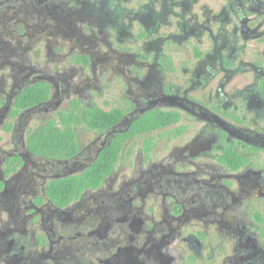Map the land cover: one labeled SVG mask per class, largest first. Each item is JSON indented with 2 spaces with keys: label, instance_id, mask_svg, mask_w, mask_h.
<instances>
[{
  "label": "flooded vegetation",
  "instance_id": "flooded-vegetation-1",
  "mask_svg": "<svg viewBox=\"0 0 264 264\" xmlns=\"http://www.w3.org/2000/svg\"><path fill=\"white\" fill-rule=\"evenodd\" d=\"M0 264H264V0H0Z\"/></svg>",
  "mask_w": 264,
  "mask_h": 264
},
{
  "label": "trees",
  "instance_id": "trees-1",
  "mask_svg": "<svg viewBox=\"0 0 264 264\" xmlns=\"http://www.w3.org/2000/svg\"><path fill=\"white\" fill-rule=\"evenodd\" d=\"M74 113V112H73ZM72 115L77 116V122L89 121L88 112L84 113H64L61 121L66 124L65 128L57 127L53 122L39 127L31 136V144L34 148L51 153L55 156H69L73 154L76 147L75 132L71 126ZM176 119L163 111H152L140 120V128L136 132H144L152 128L166 126ZM116 160V152L103 155L92 166V168L81 176L76 177L79 182L89 180L91 183L98 184L103 176L110 172ZM61 185H70V180L62 181Z\"/></svg>",
  "mask_w": 264,
  "mask_h": 264
}]
</instances>
